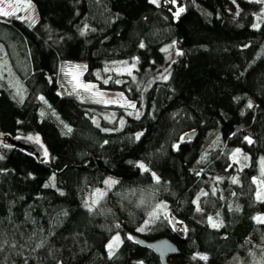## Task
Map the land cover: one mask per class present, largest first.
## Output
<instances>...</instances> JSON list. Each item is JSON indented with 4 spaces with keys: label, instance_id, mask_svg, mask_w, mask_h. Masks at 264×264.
Here are the masks:
<instances>
[{
    "label": "trees",
    "instance_id": "trees-1",
    "mask_svg": "<svg viewBox=\"0 0 264 264\" xmlns=\"http://www.w3.org/2000/svg\"><path fill=\"white\" fill-rule=\"evenodd\" d=\"M26 1L32 23L0 16V64L26 91L20 101L0 87V264H162L134 236L170 239L175 264H264L255 182L264 161V19L255 27L264 0ZM110 62L134 68L108 75ZM72 66L128 105L77 93ZM37 135L49 165L18 146ZM237 148L246 166L230 163ZM107 177L118 183L87 209ZM117 230L123 241L111 255Z\"/></svg>",
    "mask_w": 264,
    "mask_h": 264
},
{
    "label": "rangeland",
    "instance_id": "rangeland-1",
    "mask_svg": "<svg viewBox=\"0 0 264 264\" xmlns=\"http://www.w3.org/2000/svg\"><path fill=\"white\" fill-rule=\"evenodd\" d=\"M9 3H13L15 6L17 0H8ZM160 2V0H157V4ZM29 4L28 1L22 0V3L19 8L16 9L15 15L22 13L23 17L27 19L29 22L34 21V11L32 5L28 7ZM234 14L238 13V10L233 11ZM264 19V8L263 10L257 15L256 25L255 27L258 28L262 24V21ZM6 57V50L4 46L0 43V61H2ZM134 68L133 62H110L107 63L105 69H108L106 71L109 73L108 75H111V73L116 74H127L129 71L131 72ZM69 75V79L71 81L73 89L77 93H83V94H90L91 96H95L97 98H101L104 100L105 104H123L128 105V102L124 99L122 95L116 94V93H109V92H102L97 89L95 84L87 83L83 79V67L81 66H72L70 68H67L66 70ZM4 86L6 88L12 89L11 93L14 95V97L18 100H22L24 96H26L25 88L21 85L19 79L15 76L13 70L9 68L5 63L0 64V87ZM89 84L94 85V88L85 89L83 85ZM41 100V98H39ZM31 140L35 141L39 147L40 152L42 154V158H47V151L43 147L42 140L40 136H35L34 138H31ZM31 141V142H33ZM250 141V140H249ZM237 149L239 151L237 152ZM233 154L230 156V163L231 164H239L240 166H246L249 162L248 155L245 153V151L242 148H237ZM235 153V155H234ZM256 185L258 187L259 191V197L264 199V161H261L260 163V171L259 176L256 177ZM118 183V179L114 177H107L104 180L103 186L93 189L90 191L86 201L85 206L89 210H95L102 201H104L111 193L115 185ZM160 213H163V209L160 205L154 209L153 216H158ZM211 218V219H210ZM209 223L212 227H220L221 221L216 219L214 216H210ZM215 225V226H214ZM116 237H119V240L116 239ZM123 237L118 232V230L115 232L113 237L110 239L109 244L112 245L111 248L108 247L110 254L113 255L120 245L122 244Z\"/></svg>",
    "mask_w": 264,
    "mask_h": 264
},
{
    "label": "water",
    "instance_id": "water-1",
    "mask_svg": "<svg viewBox=\"0 0 264 264\" xmlns=\"http://www.w3.org/2000/svg\"><path fill=\"white\" fill-rule=\"evenodd\" d=\"M196 137V132L188 133L183 137L184 140H193ZM18 146L30 155H33L38 161H42L40 148L37 144L31 141H21ZM43 164L49 165L47 161H42ZM176 226V219L172 220ZM133 240L140 246L152 250L161 260L162 264H175L171 262V258L179 254L178 247L168 238H162L155 241H147L139 236H134Z\"/></svg>",
    "mask_w": 264,
    "mask_h": 264
},
{
    "label": "snow or ice",
    "instance_id": "snow-or-ice-1",
    "mask_svg": "<svg viewBox=\"0 0 264 264\" xmlns=\"http://www.w3.org/2000/svg\"><path fill=\"white\" fill-rule=\"evenodd\" d=\"M152 2L156 3L157 0H152ZM170 2L175 3V0H170ZM21 3H22V0H17L16 4L14 6L13 3H9L8 0H0V16L8 17V16L15 15L16 9L20 7ZM233 3H235V0H233ZM27 6L30 7L31 6L30 3ZM183 11H184V9L182 7L179 8V10L176 13V15H178L179 12H183ZM141 47H143V45H141ZM165 51H167V49H165ZM178 54H180V53H178ZM105 71H108V69H105ZM129 74H130V71H129ZM97 76H99V73H97ZM105 83H107V81H105ZM83 87L85 89H90V88H94L95 86L94 85L85 84V85H83ZM41 99H43V98L41 97ZM251 106H252L251 103H249V107H251ZM129 107H135V105L134 104H129ZM69 131H70V129H69ZM249 142L251 143V141H249ZM238 151H239V149H237V152ZM234 155H235V153H234ZM140 167H143V165H140ZM233 182H235V180H233ZM204 195H207V193H204ZM257 195L259 196V193H257ZM197 210H199V208H197ZM257 219H260V218L258 217ZM140 230L142 231L143 229H140ZM116 239L119 240V237H116ZM108 247L111 248L112 245L109 244ZM201 259H207V257H201Z\"/></svg>",
    "mask_w": 264,
    "mask_h": 264
}]
</instances>
